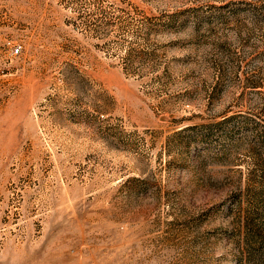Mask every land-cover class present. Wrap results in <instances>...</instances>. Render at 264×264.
Listing matches in <instances>:
<instances>
[{"label":"rangeland","instance_id":"374dc122","mask_svg":"<svg viewBox=\"0 0 264 264\" xmlns=\"http://www.w3.org/2000/svg\"><path fill=\"white\" fill-rule=\"evenodd\" d=\"M0 264H264V0H0Z\"/></svg>","mask_w":264,"mask_h":264}]
</instances>
